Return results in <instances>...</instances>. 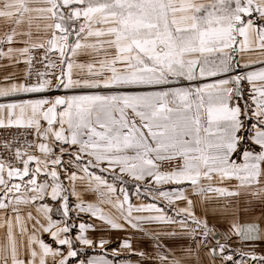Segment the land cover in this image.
<instances>
[{
    "label": "snow or ice",
    "instance_id": "6c2138e0",
    "mask_svg": "<svg viewBox=\"0 0 264 264\" xmlns=\"http://www.w3.org/2000/svg\"><path fill=\"white\" fill-rule=\"evenodd\" d=\"M0 69V129L17 130L0 138V264H70L77 244L105 249L86 234L94 224L72 236L74 211L190 238L183 257L158 250L160 264H204L202 253L264 264V0H0ZM125 178L176 215L116 195L110 180ZM209 212L231 217L227 231ZM122 250L145 257L131 238L112 254Z\"/></svg>",
    "mask_w": 264,
    "mask_h": 264
},
{
    "label": "rangeland",
    "instance_id": "374dc122",
    "mask_svg": "<svg viewBox=\"0 0 264 264\" xmlns=\"http://www.w3.org/2000/svg\"><path fill=\"white\" fill-rule=\"evenodd\" d=\"M107 175V174H105ZM114 185L119 187H123L128 193H129V199L130 203L132 205H138L140 203H157L159 206H164L168 210V214L175 216L176 210L174 206H168L166 202L161 203L160 201H153L151 197H148L147 195H141L139 198L134 194L136 192V182L129 180L128 178H125V182L121 184L119 181H111ZM165 190H169L172 187V185H164L161 186ZM119 190V189H117ZM180 206H183V202H177ZM218 203H223V201H219ZM127 207V206H126ZM259 208V206H257ZM255 209L256 211L260 209ZM118 215V213H112ZM220 212H216L213 214L212 212H209L207 215V219L210 222L213 220V218L219 216ZM256 215H259V212L255 213ZM223 215V214H222ZM179 217H177L178 219ZM251 219V217L247 215L241 214L239 217V220H248ZM144 227L148 230L146 232H141L132 229L129 225L126 224V230H114L110 229V237L111 242L108 243L105 249H100L99 247L95 249V252L98 253V255H104L107 259L113 260L114 264H160V261L157 257V252L163 253L165 256L169 258V260L175 258H180L185 255L184 249L188 248L191 245V242L189 239L184 242V238L181 234L177 235H161L159 238H156L153 235V232H161V231H172V228H166L163 225L159 224H145ZM175 227V226H173ZM177 233L180 232V229L176 228ZM125 233V237H122V234ZM131 238L132 246L137 252H143L145 254V257H141L139 255L129 253L127 250H122L118 256H114L113 249H119L120 242L124 239ZM256 253L257 255L264 254V241H257L256 242ZM240 247V245H238ZM237 247V248H238ZM248 249H245L247 251ZM237 259L239 257H236ZM209 259V258H208ZM204 264H210V259L205 260ZM216 264H219V261L217 260Z\"/></svg>",
    "mask_w": 264,
    "mask_h": 264
},
{
    "label": "crops",
    "instance_id": "0c3cea01",
    "mask_svg": "<svg viewBox=\"0 0 264 264\" xmlns=\"http://www.w3.org/2000/svg\"><path fill=\"white\" fill-rule=\"evenodd\" d=\"M55 59V57H53ZM9 71H11V69H9ZM5 71L3 69H0V77H2L3 75H5ZM0 102H4L3 100H0ZM119 189V188H117ZM84 198L86 199V201L88 202H95L96 201V197L92 194V193H82ZM119 195V190H117V194ZM122 199V196L120 197ZM73 206L75 204V197L71 198ZM126 207V206H125ZM257 209H260L257 208ZM104 210L110 213H115L114 209H111L109 206H104ZM260 212V210L256 211L255 213ZM197 214L203 216V210L200 207H197ZM73 219L70 221V223L73 224V230H72V236L74 237L77 233H78V226L80 223H88V224H94L96 225L95 230L93 229H89L88 232L86 233L90 238L94 239L95 241H99L100 239H106L109 242H111V237H110V228L108 226L103 225V223L101 221H99L98 219H96L95 217H92L90 214L88 213H76L75 211L72 213ZM53 219L59 220L61 219V217L56 216L55 214H53ZM231 217H226L225 215L220 214L219 216L213 218V220H211L209 222V226L210 227H215V229L217 230L218 233L222 234L223 232L227 231L228 227H229V223H230ZM250 219L248 220H239L241 223L244 222H248ZM121 222L123 223V221L121 220ZM29 229L31 230V224H29ZM124 230H126V225ZM110 233V234H109ZM4 236V231L2 229H0V238H2ZM183 238L185 239L184 242H186L188 239L190 241V238L187 236L182 235ZM122 237H125V233L122 234ZM42 239L45 240L46 243H49L50 245H52L53 247H57L54 242L51 240V237L49 236V234L45 233L42 235L41 237ZM217 238H219V236H217ZM191 242V241H190ZM238 243L235 242V238L233 239V241L231 242V246L232 248H237L238 247ZM96 248H89V247H85V246H80L77 244V250H78V256L74 257V258H70V264H81V262H83V264H86L87 260L90 258H94L96 256H99L98 253L95 252ZM205 252H207V249L204 250ZM202 257L203 260H209L206 255H204L202 253ZM219 261V259H217Z\"/></svg>",
    "mask_w": 264,
    "mask_h": 264
},
{
    "label": "built area",
    "instance_id": "2783aa9c",
    "mask_svg": "<svg viewBox=\"0 0 264 264\" xmlns=\"http://www.w3.org/2000/svg\"><path fill=\"white\" fill-rule=\"evenodd\" d=\"M16 131H17L16 129H11V130L0 129V138L9 136L10 133H15ZM29 139H32V137L29 136Z\"/></svg>",
    "mask_w": 264,
    "mask_h": 264
}]
</instances>
